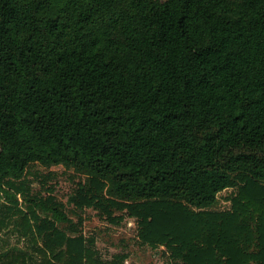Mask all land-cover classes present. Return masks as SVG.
<instances>
[{"label": "trees", "instance_id": "1", "mask_svg": "<svg viewBox=\"0 0 264 264\" xmlns=\"http://www.w3.org/2000/svg\"><path fill=\"white\" fill-rule=\"evenodd\" d=\"M35 164L85 175L69 203L173 264H264V0H0V197L85 264L63 205L26 197Z\"/></svg>", "mask_w": 264, "mask_h": 264}, {"label": "rangeland", "instance_id": "2", "mask_svg": "<svg viewBox=\"0 0 264 264\" xmlns=\"http://www.w3.org/2000/svg\"><path fill=\"white\" fill-rule=\"evenodd\" d=\"M87 180L85 175L63 166L32 165L23 180L26 197L44 201L49 197H54L57 203L63 205L65 213L71 219L70 223H59L54 221L49 214L38 209L40 220L37 223L52 220L56 227L66 232L68 236H84L86 247L89 250L85 264H173L164 247L152 248L140 240L135 219L125 217L111 221L94 208L78 210L71 205L70 196L79 183ZM17 184L20 186L21 182L18 181ZM234 193L235 189H227L220 193L217 205L210 210H230V199ZM18 199L19 208L28 211L21 193L18 194ZM13 207L4 197H0V254H9L0 261L8 262L13 256L25 254V263H22L21 259L18 260L22 264H49V262L50 264H64L63 260L54 258L50 251L44 254L38 250L46 249L43 239L23 226L25 220L22 214ZM122 214L118 211L114 213L115 217ZM31 224L34 229V224Z\"/></svg>", "mask_w": 264, "mask_h": 264}]
</instances>
